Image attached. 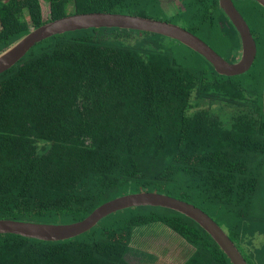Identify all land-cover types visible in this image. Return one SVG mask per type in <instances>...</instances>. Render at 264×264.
Masks as SVG:
<instances>
[{
	"label": "trees",
	"instance_id": "16d2710c",
	"mask_svg": "<svg viewBox=\"0 0 264 264\" xmlns=\"http://www.w3.org/2000/svg\"><path fill=\"white\" fill-rule=\"evenodd\" d=\"M45 1L47 18L40 0H0V51L68 15L149 17L160 7L159 0ZM181 1L174 15L187 23L180 26L210 31L219 52L211 48L225 59L220 52L231 46L238 56L237 33L224 25L218 0ZM247 1L262 20L264 8ZM256 36L262 44L264 35ZM257 49L253 67L264 63ZM251 70L219 75L179 42L144 31L89 28L40 42L0 74V218L74 222L114 198L156 192L201 208L248 264H264V244L245 247L264 234L257 211L264 206V72ZM204 98L226 105L213 108ZM154 223L189 246L183 264H232L197 223L157 207L113 213L67 240L0 234V264H131L135 229Z\"/></svg>",
	"mask_w": 264,
	"mask_h": 264
},
{
	"label": "water",
	"instance_id": "95a60500",
	"mask_svg": "<svg viewBox=\"0 0 264 264\" xmlns=\"http://www.w3.org/2000/svg\"><path fill=\"white\" fill-rule=\"evenodd\" d=\"M255 1L264 8V0ZM218 5L240 37L241 53L239 60L235 63L225 60L210 46H207L203 40L180 25L137 15L91 12L68 15L31 29L10 47L0 51V74L16 65L26 53L40 42L55 35L89 28H119L144 31L173 39L210 63L219 75L232 77L245 75L256 61V41L247 21L237 10L233 0H218ZM262 104L264 115V86ZM135 207L169 209L190 218L198 224L201 230L211 236L232 264H248L228 234L201 208L156 192H139L114 198L74 222L54 223L0 218V234H13L43 241L67 240L89 231L104 217Z\"/></svg>",
	"mask_w": 264,
	"mask_h": 264
},
{
	"label": "rangeland",
	"instance_id": "374dc122",
	"mask_svg": "<svg viewBox=\"0 0 264 264\" xmlns=\"http://www.w3.org/2000/svg\"><path fill=\"white\" fill-rule=\"evenodd\" d=\"M40 2L44 12V17L47 18L49 16V5L45 0H40ZM159 3V9H155L152 12H148L147 15L149 17L172 20L174 23L185 26V24L187 23L185 20L187 18L185 16L183 18L179 15H174L183 10L181 0H159ZM237 5L241 13H243L244 16L247 18L249 25L252 29V33L255 35L256 39V34L264 35V17L262 18V20L257 17L254 18L250 11V7L254 4L251 1L246 0L244 1V3L241 4L240 2ZM248 12L251 15L248 14ZM198 36L201 37L207 45H210L217 52H219V49L217 47L218 41H216V38L214 39L212 37V33L210 34V31L200 32ZM228 37H230V34H228ZM259 42L260 41H258L257 47H260V54L263 56L264 42H262V44L260 45ZM129 44H134L133 39H130V41H128V45ZM232 44H234V42H232ZM220 53L225 57V59L232 60V55L234 54V51L230 46L229 51L225 50L221 51ZM230 55L231 58H229ZM239 55L237 56V59ZM253 69L257 73L264 72V63H262L260 66L259 64L255 65ZM215 108H217V106H215ZM225 108L227 111L229 110L228 107L223 106V109ZM196 109H199V107H195L191 111ZM261 204L262 203H258L257 211L262 212V214H264V206H262ZM250 239L252 240L251 245L245 244V247L247 248H260L264 244V234L257 233L254 237ZM250 239L247 240L250 241ZM130 247L131 250L127 255V259L131 264H183L186 258L189 256L188 254H190V248L182 240V238L176 237L172 231H170L165 226H162V224L155 223L149 224V226L146 227L135 229L133 240L130 243Z\"/></svg>",
	"mask_w": 264,
	"mask_h": 264
},
{
	"label": "flooded vegetation",
	"instance_id": "af4514ba",
	"mask_svg": "<svg viewBox=\"0 0 264 264\" xmlns=\"http://www.w3.org/2000/svg\"><path fill=\"white\" fill-rule=\"evenodd\" d=\"M244 1H246V0H233V2H234V5H235V7L237 8V10L241 13V11L239 10V8H238V5L237 4H239L240 2H241V4L242 3H244ZM218 6H220V5H218ZM242 14V16L245 18V20L247 21V23H248V25H249V22H248V20H247V18L244 16V14L243 13H241ZM225 15V14H224ZM226 16V15H225ZM227 17V16H226ZM228 18V17H227ZM224 23V25L225 26H227L228 27V29L230 30V32L232 31L231 29H232V27H234L233 25H232V23H231V21L229 20V18H228V20L227 21H224L223 22ZM221 26H223L222 25V23H221ZM249 27H250V25H249ZM235 29V28H234ZM250 30H251V32H252V29H251V27H250ZM235 31H236V29H235ZM236 33H237V31H236ZM232 34V33H231ZM196 35V34H195ZM252 35H253V37H254V39H255V41H256V45H257V40H256V37H255V35L252 33ZM197 37H199L198 35H196ZM236 37H238V42H240V45H241V41H240V37H239V35H238V33H237V36ZM201 40H203L201 37H199ZM235 41H237L236 40V38L234 39ZM204 41V40H203ZM205 42V41H204ZM205 44H206V42H205ZM207 45V44H206ZM207 46H210V45H207ZM211 47V46H210ZM211 49H213V48H211ZM214 50V49H213ZM215 51V50H214ZM216 52V51H215ZM241 53V46H240V50L238 51V55ZM257 53H258V49H257ZM236 55V52L232 55V60L230 61V60H227L228 62H230V63H235V62H237L238 60H239V58H240V55H239V57H238V59H237V55ZM222 57V56H221ZM230 58H231V55H230ZM257 58V57H256ZM226 60V59H225ZM234 60V61H233ZM200 102H203V103H212V107L213 108H215V106H217L218 104H223V105H226V104H224V102H221V101H215V100H212V99H208V98H204V100L202 101V100H199ZM215 104H217V105H215ZM212 109V108H211ZM214 110L212 109V112H213Z\"/></svg>",
	"mask_w": 264,
	"mask_h": 264
}]
</instances>
